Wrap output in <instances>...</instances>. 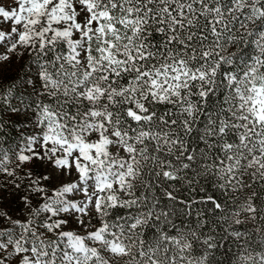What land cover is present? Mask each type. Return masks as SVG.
I'll return each instance as SVG.
<instances>
[{
	"label": "snow or ice",
	"instance_id": "snow-or-ice-1",
	"mask_svg": "<svg viewBox=\"0 0 264 264\" xmlns=\"http://www.w3.org/2000/svg\"><path fill=\"white\" fill-rule=\"evenodd\" d=\"M0 264H264V0H0Z\"/></svg>",
	"mask_w": 264,
	"mask_h": 264
}]
</instances>
